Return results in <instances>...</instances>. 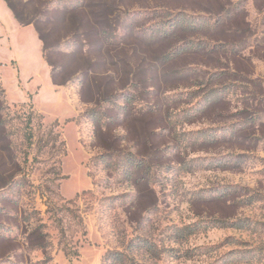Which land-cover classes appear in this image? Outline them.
<instances>
[{
	"label": "rangeland",
	"instance_id": "1",
	"mask_svg": "<svg viewBox=\"0 0 264 264\" xmlns=\"http://www.w3.org/2000/svg\"><path fill=\"white\" fill-rule=\"evenodd\" d=\"M0 88V264H264V0H0Z\"/></svg>",
	"mask_w": 264,
	"mask_h": 264
},
{
	"label": "trees",
	"instance_id": "2",
	"mask_svg": "<svg viewBox=\"0 0 264 264\" xmlns=\"http://www.w3.org/2000/svg\"><path fill=\"white\" fill-rule=\"evenodd\" d=\"M3 94V91L0 88V96ZM31 138V135H29ZM230 228L243 229L244 225L241 223H233L229 225ZM181 236L189 237L195 234L193 227H186L180 230ZM137 248L141 250L144 254L148 255L149 258L155 261H159L161 258V251L158 250L152 242L147 241L146 239H138ZM102 264H142L134 258L130 257L129 254L125 252H109L107 253L102 261Z\"/></svg>",
	"mask_w": 264,
	"mask_h": 264
}]
</instances>
